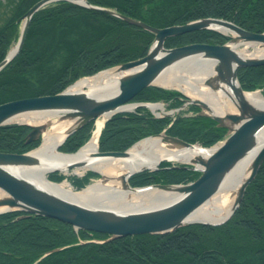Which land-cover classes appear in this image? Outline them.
<instances>
[{
    "label": "trees",
    "instance_id": "obj_1",
    "mask_svg": "<svg viewBox=\"0 0 264 264\" xmlns=\"http://www.w3.org/2000/svg\"><path fill=\"white\" fill-rule=\"evenodd\" d=\"M39 0H0V62L20 34V17ZM90 4L142 20L155 27L216 17L251 31H264V0H87ZM154 35L106 13L67 0H57L32 16L18 53L0 70V104L27 97L53 95L77 79L137 59L146 54ZM229 38L199 30L170 37L165 47L191 43L221 44ZM243 90L261 89L264 65L241 67ZM184 96L150 86L134 101H164L179 108ZM186 111V112H184ZM190 105L174 117L155 118L146 108L118 113L100 132V151H124L149 135L166 134L208 147L223 140L219 127ZM94 121L72 133L59 148L74 152L90 137ZM27 125L0 126V152L24 153L39 145L26 144ZM200 172L164 163L157 171L129 178L133 187L184 184ZM99 175L70 176L76 189ZM60 174L49 179L61 181ZM109 235L75 230L59 220L19 210L0 214V264H264V160L247 185L233 216L221 225L191 224L164 234H140L109 239Z\"/></svg>",
    "mask_w": 264,
    "mask_h": 264
},
{
    "label": "water",
    "instance_id": "obj_2",
    "mask_svg": "<svg viewBox=\"0 0 264 264\" xmlns=\"http://www.w3.org/2000/svg\"><path fill=\"white\" fill-rule=\"evenodd\" d=\"M54 1L57 0H39L20 17L22 26L18 41L0 62V70L13 59L23 45L33 14ZM67 1L113 15L130 25L152 33L154 39L144 56L115 66L123 74L119 78L117 92L111 96L97 100L83 91H69L70 85L65 90L53 95L27 97L0 104V126L17 123L30 127L26 136V144L40 139L50 125L10 122L14 117L26 113L47 112L55 114L53 118L57 120L74 119L72 127L66 131L62 142L58 144V149L72 133L88 122L101 117L107 121L117 113L131 111V109H124L123 107L144 88L161 87L154 82L163 71L193 58L213 66L214 74L204 80V85L213 90L225 92L230 89L234 95L237 111L224 115L212 114L210 106L204 100L192 99L183 93L186 96V104L198 106L201 109V115L210 117L219 127L226 128L228 135L221 144L208 148L199 146L210 151L206 157L197 156L189 162L180 163L184 164V168L200 172L199 177L193 182L187 184H151L142 187H132L129 184L128 179L135 173L144 170L156 171L166 162L173 164L168 158H161L155 165L133 170L124 177L123 188L137 190L155 187L176 193L172 201L170 200L162 206L122 212L91 204H78L41 191L25 178L14 173L15 169L26 168L36 163V158L31 156L30 152L37 147L25 153L0 152V189L8 195L0 199V206L7 207L0 214L19 210L46 216L70 224L76 230L107 234L110 236L109 239L140 234H163L191 224L216 226L228 221L241 203L247 185L255 177L264 160V142L258 147L248 176L235 196L234 205L228 217L220 222L212 223L200 220L188 221V218L217 192L228 172L248 152L258 146L257 135L259 131L264 129V107H256L243 98L244 90L239 84L237 71L241 67L264 65V56L242 57L236 48L240 46L264 48V32H251L231 21L214 17L200 18L184 24L155 27L112 9L92 5L87 0ZM199 30L215 31L229 36L230 39L223 44L193 43L172 48H167L164 45L167 38ZM138 107L149 108V103H135L133 105V108ZM158 136L161 137V143L169 148L195 146V144L163 133L149 137ZM129 149L124 151H97L94 155L102 158L126 157ZM78 151L79 149L76 152ZM76 152L59 153L71 155ZM78 165L80 164L74 162L68 164L67 168L73 170ZM171 167H176V165ZM55 172L61 171L53 169L49 173ZM94 172L100 174L97 171ZM103 178L101 175L100 179Z\"/></svg>",
    "mask_w": 264,
    "mask_h": 264
},
{
    "label": "bare ground",
    "instance_id": "obj_3",
    "mask_svg": "<svg viewBox=\"0 0 264 264\" xmlns=\"http://www.w3.org/2000/svg\"><path fill=\"white\" fill-rule=\"evenodd\" d=\"M227 32L224 29H220ZM242 57L264 56V48L254 46L246 53V47H237ZM117 68L101 71L93 76L81 78L70 88L71 92H85L99 100L111 96L118 90L119 78L122 75ZM214 74L213 66L202 60L193 58L182 61L167 68L155 80V84L164 88L175 89L188 95L192 99L204 100L211 108L212 114L224 115L236 112L235 99L232 91L213 90L204 85V80ZM243 98L256 107H264V96L259 91L244 92ZM124 109H131L133 105H126ZM153 110H163L160 103L151 105ZM55 114L47 112L26 113L14 117L10 122H26L29 124H48L42 136L40 146L31 151L36 163L14 173L25 178L35 188L51 195L82 205H94L114 211H133L156 208L172 201L176 193L155 187L131 190L123 188V180L131 171L155 165L161 158H168L171 162H189L197 156L206 157L209 150L194 147L169 148L161 143V137H149L136 143L128 150L126 157H96V139L93 137L78 152L71 155L60 154L57 146L62 142L66 131L72 127L74 119L54 120ZM264 142V129L257 135V145L248 152L226 175L219 189L205 203L197 208L188 221L200 220L205 222H220L231 213L235 196L242 183L248 176L251 163L258 147ZM78 163L73 169L76 174L93 170L104 178L95 180L82 190H74L63 180L53 183L47 174L53 169L68 173V164ZM8 195L0 189V199ZM7 209L0 206V212Z\"/></svg>",
    "mask_w": 264,
    "mask_h": 264
},
{
    "label": "rangeland",
    "instance_id": "obj_4",
    "mask_svg": "<svg viewBox=\"0 0 264 264\" xmlns=\"http://www.w3.org/2000/svg\"><path fill=\"white\" fill-rule=\"evenodd\" d=\"M33 15H34V14H33ZM20 21H21V22H20L19 26H20V29H21V26H22V20H20ZM14 46H15V43L12 45L11 49H12ZM11 49H10V50H11ZM252 50H253L252 47H247L245 51H246V53H249V52H251ZM112 68H115V67H112ZM206 87L208 88V86H206ZM170 90H172V91H176L175 89H170ZM258 90H260V92H262L261 89H257L256 91H258ZM159 103H161V102H159ZM165 104H167V103H165ZM163 106H164V104H163ZM165 106H166V105H165ZM165 106H164V112H167L168 110H170V108L167 107V106H166L167 108L165 109ZM186 107H187V106L184 107V110L187 109ZM156 111H157V110H156ZM174 112H176V114H177L178 111H177V110H174ZM174 112H173V113H174ZM184 112H186V111H184ZM53 119H56V118H53ZM103 120H104V119L99 118V119H97L96 122H95V129H96V130L94 131V133L96 132V134H95V135H96V139H97V135H98L97 132H98V130H99V127H101V124H102ZM48 127H50V126H48ZM44 133H45V132H43V134H44ZM43 134H42V136H43ZM96 142H97V140H96ZM86 172H87V171H86ZM99 179H100V178H92V179L90 180V183L94 182L95 180H99ZM72 188H73V187H72ZM73 189L75 190V188H73Z\"/></svg>",
    "mask_w": 264,
    "mask_h": 264
}]
</instances>
